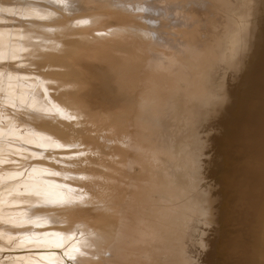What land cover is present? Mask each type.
I'll return each instance as SVG.
<instances>
[{"label": "rangeland", "instance_id": "1", "mask_svg": "<svg viewBox=\"0 0 264 264\" xmlns=\"http://www.w3.org/2000/svg\"><path fill=\"white\" fill-rule=\"evenodd\" d=\"M0 1H1L0 2L1 3L0 4V10H1L0 11V14H1L0 20L2 21V18L4 17V19H3L4 23L2 22L3 23L2 24L0 22V24H2V26L0 25V27H2V28H0V33H4V31H5L3 29L4 28L3 25L6 27L7 32H8V28H9L8 25L10 26V28L13 31L16 32V33L14 32L12 34L11 33L12 31L10 32V28H9L8 33H11V35H13V36L10 35L11 38L9 37V35L7 36V40H8L7 43H9V41H15V42L18 41L17 43H19V41H20L22 44L24 43V45L26 47H28L27 45H29V44H31V45L34 44L32 47L34 49H37L36 51H38L39 53L41 52L40 54L42 55V53L45 49V46H46L45 44L47 42L51 43L50 40H53L55 42L58 41L56 43L57 46L55 47L57 49L54 48V50L51 51L49 54L43 53L44 55L42 57L38 54V56H40L39 57L40 59L38 58V60H36L37 59L36 52L34 53V57H30V55H29L30 53L28 52V54H26V55L29 58L24 53H23L24 56H22L20 54V57L17 56L18 54H16V55L14 54L16 56V57H14V59L12 56H10L9 60H8L9 57L7 59H5V57L0 58V69L1 68L4 69V70L1 69L2 71L0 70L1 71L0 74H2L3 81L8 79L7 76H10V75H11V77L18 76L19 79L21 76L23 78L26 77V78H24L25 81L22 78V80L24 82H26L28 79H30V80H28L29 83H31L32 80L35 82H32V84H34V85L30 84L29 88H25L22 90H27V91L30 90L32 92V90L34 89L37 92V94H36V92H33L35 94H32L31 92L28 91L29 94H32V95H29L27 93V91H24L26 93H24L22 91L23 96L21 95L22 96L21 98L16 97L17 99L15 98L16 99L15 100L14 99L15 96H13L14 94H12L11 90H7L4 93L3 90H6V89H2V90L0 89V115H1L0 118L2 119V120H0L1 121L0 122L1 123L0 129L1 130L3 129V131H4L3 133H1L2 135L0 134V235H1L0 236V264H33V263H35V264H43V263L44 264H82V263L83 264H97V263H95V261L99 260V258H102L101 249H99L100 251H98V254H95V251L93 252L92 250H91L92 251L91 252L89 249L95 242L93 239H95L96 236L98 238L100 236L103 237L106 233H108L109 229L108 228L104 229L105 225H103V226L100 224L94 225V221L98 220L96 218H93V221H90V222H88V221L85 222V221H82L81 219L83 218V216L84 217L87 216V218L85 217L84 219H88V217L90 216L89 213L92 214L96 211L99 212V209H102V208H100V206H105V203H107V204L108 203H110V204L116 203L117 205L116 204L115 205L117 208H118V206L120 208H122L119 211H123V212L131 211V212L135 213V215L137 217H135L136 219H134V221L136 224H138V227L141 228L142 230L149 231V234H150L149 236L155 238V241H154L155 246L154 245L152 246V244L150 245V243H145L143 245V247H146V248L148 247L147 249L149 251H141L139 253V256L142 259L136 260L134 262H128V263L127 262H116V264H120V263H123V264H130V263L131 264H135V263L136 264L137 263L138 264H264V219H263L264 213L259 212L257 219L254 217L255 208L252 205H250L249 202L243 196L244 192H248L250 190V188L247 186V184H245V185L236 184V186L228 187V188L219 187V189L217 191H215L216 194L221 193V192L223 193L224 191H226V192H224L225 196L228 194V199H222V202H220L221 200H212L210 202V204L204 205L203 200H201L202 198L201 199L196 198V196H197L196 194H198L197 191H199L197 189H207V186L211 181V178H209V176L207 174H205V172L203 171V167L206 165L207 159L212 158V157L217 158V156H218L217 153L220 152L221 149L227 148V146L224 144V142L225 141H226L225 143H228V142H227V140H225L223 138V135L222 134L212 135L214 137V138L211 137L212 139L209 137H207V138L205 137V140L200 142V146H198V145L196 146L192 143H189L187 141V139H185L184 142L178 148L172 147L168 144H165L164 137H163L164 134H162L163 136L162 135L161 136L160 135L154 136L152 134L147 133L148 131H150L148 123L145 120L140 119L135 113L133 114V112H135V110H136L133 106L130 107V105L128 104L127 101L124 103V97L128 93H130L127 95L128 98H131L132 95L135 93L134 95L136 97H134V95H133V98H131V99L136 98L139 100L140 98L143 97L142 99H140L141 101L144 99L147 100V98H148L147 94L154 95L153 96L154 102L150 101V103H152V104L156 103L159 101V97H158L160 94L159 92L163 93L164 91H167L168 86L170 87L171 86L170 84H172V82H176V81H177L176 82L177 84L174 83L175 87L178 86L176 88H179L180 91L178 92L179 89H177L176 91L178 93L176 91L174 92V95L176 96V94H177V97H178V98L175 97V100H178L176 102H178L179 105L183 106L184 109H187V108H190L193 110L195 109V111L187 109V112H189V114H192V115H195L194 113H196V112L199 115L203 111H204V115H205L206 111H211L213 106L212 107L210 106V103H211L210 101H212V98L215 94L222 92L223 85L225 86L227 84L224 88L227 91H229L230 93H231V91L233 93L235 89L237 91H239V92H237L235 90L236 94L238 93L237 95L236 94L234 95L235 92L233 93L234 96H232V97L234 100L235 99L234 97L238 96L240 93H243L242 91H243L244 81L246 79L249 80L252 78V76H253V69L252 68L261 62L260 51H256L258 49L255 47L257 45L252 44V42H250L251 40L248 42L246 40L247 43L244 42V40H245L244 35H246L247 33L249 35H253L255 33L256 34L260 33L262 36H264V34H262V33H264V30H263L264 24L262 23V22H264V20L262 19L263 21H261V19H260L261 17L264 18V12H263L264 9H263V11H262L261 7L259 10L257 9L259 7L258 4L260 3V0H257V1L256 0H246V1L245 0H239L240 2L238 0H236V3L239 2V3H243V4L251 6L252 8H250L249 6H248V8L252 9V11L253 10H256V12L261 11L258 13H262L263 15L259 14V16L261 15V17L259 19L256 18V20H258V22L253 21L250 23L251 25H253V23L255 24V22H257L256 23L257 26H255L256 25L255 24L254 26L249 25V27H247L248 21L246 23H241V27L244 26L245 29H244V27H242V28L245 31H247V30L248 31L246 34H242V35L236 34L237 36L233 35L234 38L232 36L233 41L231 43H229V42L231 41L232 38H227V37H229L228 35L224 36L225 38H227L224 41L225 43L221 42L222 40H224V37H220L218 40L216 39V41H218V42H216L215 40H212V39H210L211 41L208 40L209 41V43H207L208 44L207 45L208 52L210 54L209 56H211L212 59H213V56H216V55H217V57L220 55H222L224 57V55L227 53L226 51L229 52L230 48L233 49V50H231V54L233 53V54H235V56L231 55L230 53H227L225 55L226 60H228L227 58H229L230 56L231 57L234 56L233 58H229L230 62H226L225 59L223 60V57L220 58L221 56L219 57V59H220L219 62L222 64L223 63L226 64L227 67H225V65H222L221 69H218L216 64H214L212 61H211V63H213V64H212V67H210L208 64V63H210V60H212L210 57H208V59H209L208 61L204 62L203 67H196L195 63H193V60L190 57L180 54L179 55L180 59H182V58L187 59L186 61H188V60H189L188 62L191 61L192 66L194 68L196 67L195 68L196 70L192 69V68L190 70H186L189 72V74H186L185 71H183L182 65L179 62V60L176 58L174 52H177V50H181L182 46H186L184 44V42H187V43L190 42L189 38L187 37V36H189L188 33L193 35V36L195 33L197 35H199L201 33L199 27H196V25H198V24L193 23V19L191 18L192 16L188 12V9L192 5H195V3L192 2V0H63V1L62 0H58V1L57 0H4V1L0 0ZM69 2H71V3H69ZM250 3H252L253 5L252 4L250 5ZM69 4H71V5H69ZM255 4H256V6H255ZM5 6H8V8L11 7V10L13 9V11L9 12V11L3 9V8H5ZM253 6H255L256 9L253 8ZM22 8H24V9L22 10ZM35 10H36V12H35ZM109 11L114 12V13L116 12L119 14L125 13L128 16L129 21L127 20V22H126V20H124V23L125 22L126 23H125V25H123L124 23H121V22H123V19H120L118 17L119 18V21H118L115 14L112 13L113 14L112 15L111 12H109ZM253 12H255V11H253ZM53 13H55V15ZM105 13H107V14H105ZM8 15H10V16H8ZM52 17H53V19H52ZM113 17H116V19ZM50 18H51V20H50ZM5 20H7L8 22L10 20L11 23L10 24L5 23ZM12 22H14V23H12ZM15 23H16V25H15ZM28 23L39 25L38 27H40V26L43 27L42 25H44L43 28L44 29L46 28L49 30V31H44L47 33L40 34V35L28 34L29 36L31 35L32 38L34 37V39L37 38V40L39 42L38 44L36 42L37 40L35 41L36 43H33L34 39H32L31 37H26V36L22 35L23 34L22 31L19 32V30H23L24 34H25L26 33L25 30L28 27L27 26ZM81 23L84 26L81 25ZM129 24L130 25L134 24L135 25L134 28H133V26L130 27ZM260 24H261V27H259ZM28 25H30V24H28ZM45 25H47V26H45ZM139 25H142V26H139ZM138 26H139V28H138ZM144 26H145V28H144ZM22 27H24L25 30ZM135 27H136V29H135ZM140 27H142V28H140ZM257 27H259L260 30ZM66 28H68V29H66ZM110 28L112 29L111 33L107 32V31H109ZM146 28H147V30H146ZM186 28L188 30H186ZM194 28H195V30H193ZM196 28H198L199 32L197 31ZM257 29H258V31H256ZM123 30H126V31H123ZM149 30H151L153 32L155 31V33L157 32L158 35L152 34V32L151 31L149 32ZM142 31H144V32H142ZM193 31H194V33H193ZM17 32H18V34H17ZM185 32H187L186 35L183 34ZM8 33H5V34H8ZM20 33H22V34H20ZM196 34H195V36H196L195 39L198 37ZM19 35H21V36H19ZM23 36H24V38H22V40H20L21 39L20 37H23ZM184 36H186V37H184ZM8 37L10 40L8 39ZM155 37H157V39ZM110 38H111V40H110ZM26 39H28V41L33 40V42H32L33 44L31 43V41H29L30 43H28V41ZM220 39H222V40H220ZM44 41H46V43ZM75 41H79V43H80L79 45H81V46H79V48H80L79 52H80L81 58L88 60V61L95 59V58L97 60L99 59L98 61L102 62L103 67L101 68V66L97 67L95 65H92L90 68H87V70H85L84 68L81 69L79 66L75 65L72 62L67 63L68 60H64V58H62V54H64L65 49L68 48V46H67V48H64V45L70 44V43L75 42ZM25 42L27 45L25 44ZM213 42L214 43L216 42V43L213 44ZM240 42H242V43H240ZM249 42L251 45H255V46L254 47L252 46V48L249 47V49H248L247 47L249 46ZM21 43L19 45H21ZM42 43L45 46L44 45L42 46L41 45ZM59 43H61V44H59ZM106 43L108 44L107 49H105L106 52H101L100 47ZM155 43H158V44H156V45H158L157 48H153L151 46V45H154ZM10 44L13 45L12 42H10L9 45ZM14 44H15V46L13 45L14 47L18 46V44L17 45H16V43H14ZM222 44H227V45L229 44V45L226 46V48L222 49L223 47H225V45L223 46ZM244 44L246 46H243ZM24 45L20 46L17 49H19V50L23 49ZM31 45H29V46H31ZM111 45H113V46H111ZM220 45H222L223 47ZM238 45H240V46H238ZM39 46H42V47H40L41 49L38 48ZM214 46H215V48H214ZM10 47H12V46L10 45ZM26 47H24V48H26ZM96 47H97V49H96ZM219 47H220V49H219ZM237 47H239V48L242 47L240 49V53L235 52L236 49H234V48H237ZM253 48H256L255 51ZM26 49H28V48H26ZM246 49H248L249 51L248 50L244 51ZM251 49L254 52H258L257 55H256V53H254L255 57H254V55L251 54V53H253V52H251ZM211 50H214L215 52L213 54H211V52H213ZM224 51H225V54H224ZM243 51L245 52V54ZM58 52L60 55H58ZM66 52L70 54L69 50H66ZM184 52L191 54L190 50L188 48H185ZM247 52H248V54H249V52H251L249 54L250 56L247 54ZM65 55L67 56V54H64L63 56H65ZM115 55H117V56H115ZM150 56H151V59H150ZM236 56H238V58ZM91 57H93V58H91ZM30 58L32 61L35 60V62L37 64L36 63H35V65L32 64V61L29 60ZM34 58H36V59H34ZM258 58H259V60H258ZM241 59H243V60H241ZM255 59H256V61H255ZM236 60H239L242 63L246 61L244 63L245 65L243 64L241 67L234 66L233 62ZM116 61H118V62H116ZM183 61H185V60H183ZM249 61L251 63H248ZM108 62H110V63H108ZM252 62H253V64H252ZM11 63H12V65L14 64V67H15V68H13V66H12V69L16 70V69L20 68V70H16V72H13L15 70L11 69L12 70V72H11V70L9 68L11 66L9 64H11ZM111 63L113 66L110 65ZM205 63H207V65H205ZM228 63H230V64H228ZM17 64H19V65H17ZM33 65H34V67H33ZM108 65L113 68L112 70H115L116 68L119 69V72L117 69L115 70V72H113L111 70V68L108 67ZM123 65L126 68H124ZM16 66H17V68H16ZM114 66H116V67H114ZM205 66H206V68L207 67L210 68L211 73L208 71L209 69L207 70L204 68ZM231 66L233 68H231ZM47 67H49V68H47ZM78 67H79V72L81 70V72H80L81 76L78 74L77 77L82 78V79H80V82H82V83L78 82L79 80L76 76H74V75L72 76V75H69V73H67V69H68V71L72 70V69L75 70L74 68H78ZM95 67H97V68H95ZM213 67H215V68H213ZM248 67H249L250 71L248 70ZM21 68L24 69L23 72L21 71L22 70ZM99 68H100V70L98 71ZM216 68H217V70H215ZM5 69H6V71H5ZM104 69H106V71L109 70V71H107L108 74L106 71H103ZM133 69H135V70H133ZM152 69H154L158 72H163V74L158 73V75H162V76H157L155 81H153V82H152V80L154 78L151 79L150 81H147L149 76L144 75L143 78L141 77V74L143 72H146L147 70L152 71ZM231 69H233V71H231ZM82 70H83V73H82ZM191 70L192 71L194 70V71L191 73ZM212 70H215V71H212ZM221 70L223 71L222 73H224V74L221 73L222 75H220L221 76L220 77V83L217 85L215 83L216 80L214 79V75ZM8 71L10 72V74H8ZM26 71H28L30 74ZM75 71H78V69H76ZM85 71H88V73ZM120 71L123 72L124 74L121 73ZM202 71L205 73H203ZM206 71H207V74H206ZM18 72H22L24 74H21ZM31 72H33V73H31ZM51 72H53L52 74L54 76L52 74H50ZM55 72L58 74L56 75ZM84 72H85V74H87V75H85L87 78H85ZM167 72H169V73H167ZM228 72L232 73V74L227 75ZM246 72H248V73H246ZM11 73H15V74H11ZM35 73H37V75ZM103 73H105V74H103ZM196 73L198 74L197 76H199V78H203L202 79L203 81L201 79L197 78V76H195ZM31 74H33V75H31ZM171 74L180 75L184 78H181V79L174 78V77L170 76ZM190 74L194 75L195 78H194V76L190 77ZM237 74L238 75L241 74L240 77ZM59 75H60V77H59ZM89 75H91V76H89ZM121 75H123L124 79L121 77ZM201 75H203V76H201ZM245 75L247 76V78ZM88 76L91 79L88 78ZM135 76L139 77V79L136 78ZM209 76H211V79L213 81L209 80L210 79ZM226 76L228 77V79ZM96 77L98 79H96ZM159 77H162V79H160ZM186 77H188V80H185V79H187ZM229 77L232 78V80L229 79ZM71 78L73 80H71ZM158 78H159V80H158ZM193 78L195 81L193 80ZM205 78H207L206 81H205ZM234 78H236V79H234ZM242 78L244 81L242 80ZM63 79H64V81H63ZM86 79H88L90 82H93L92 86H96L97 90L99 89L98 93L95 92L96 95L94 94V92H91V93H88L85 95L84 94H82V95L73 94V92L75 93L78 89H80L79 87L81 85H85L86 83L87 84L90 83L88 80L85 81ZM118 79L119 80L123 79V80L119 81ZM125 79H127V81ZM131 79L133 82L131 81ZM217 79H219V77ZM51 80L52 81L57 80L56 82H60V83L63 82L62 83L63 86H59L60 88L59 87L55 88V87H51V86L50 87L48 86V88H47V86L45 87V85L43 83H46V82H44V81L48 82ZM81 80H83L84 83ZM114 80H116V81H114ZM184 80H185V83H183ZM225 80H226V84H224ZM69 81H70V83H69ZM112 81H114V82H112ZM138 81H140V82H138ZM188 81H189V83H187ZM190 81H192V83L194 85ZM196 81H200L201 82V83L199 82L200 85H202V82H205V83L202 86H200ZM239 81H240V83H239ZM105 82H107V83L109 82L108 86ZM115 82H119V83L117 84ZM209 82H211L212 85ZM65 83H66V86H68L67 88L65 86ZM103 83H105L106 86H105V84L103 85ZM120 83H122V84H120ZM129 83H131V84H129ZM134 83H138V84L136 85ZM111 84H112V86L115 84V87H117V89L113 86L115 88V90H114V88L111 87ZM125 84H126V86H125ZM236 84H238V85H236ZM109 85H110V87H109ZM187 86L188 87L191 86V87L187 89ZM62 87H64V88H62ZM107 87H109V89ZM121 87H123V88L121 90H119ZM126 87L128 88L129 91L127 90ZM180 87L183 89L182 90L183 92L181 91ZM184 87L187 90H185ZM112 88H113V91H112ZM125 88H126V90H125ZM129 88H131L132 90ZM152 88L157 89V91L155 90L156 92H153ZM201 88H203V89H201ZM232 88L234 90H232ZM48 89L50 90V92ZM74 89H75V91H74ZM209 89H211V90H209ZM212 89L216 90L215 93L214 92L211 93L212 91H214ZM240 89H241V91H240ZM263 89H264V84L263 83H262V85L259 84L258 90L256 92L250 94L249 95L250 97L248 96L249 97L247 99L248 105H250L252 107L253 106L257 107V105L262 106V104L264 103V98H263V95L261 94V91ZM109 90L111 91V92H109L111 96L107 95V91H109ZM117 90H119V91H117ZM205 90H207V91H205ZM69 91H70V93H69ZM187 91H189V92H187ZM101 92H102V94H101ZM103 92H105L106 95H104ZM208 92H210L211 94H209ZM8 93H10V94L8 95ZM121 93L124 97H122V95H120ZM139 93H140V95H139ZM188 93H190V94H188ZM256 93L258 95H256ZM178 94H179V96H178ZM205 94H207V96ZM52 95L54 98L52 97ZM145 95H146V97H145ZM190 95H192V96H190ZM202 95H204L206 98H204ZM67 97H69V99ZM70 97L71 98L74 97V98L71 99ZM109 97H110V100H108ZM183 97H184V99H183ZM187 97H189V99ZM7 98L10 100L13 99L14 104L11 101H9ZM156 98H157V100H156ZM37 99H39V102L43 101V103L41 102L42 106L40 105L41 103L39 104L41 107H45L46 105H48L46 107H53L54 105H57V106H61L62 109H65V112L62 113V112H59L58 110H54V109H50L48 111L41 112V111H39V109H41L40 107L33 109V107H31V106L36 105L35 107H37V105H38V104H36V103H38ZM86 99H88V101ZM119 99L122 100L123 102L121 103V101H120V103H119V101H118ZM186 99H188L187 102H186ZM206 99H207V101H206ZM249 99H251V100H249ZM5 100H8V101H6L7 103H5ZM116 100L118 101V103ZM233 100H232V103L235 104V101H233ZM18 101H20V102H18ZM34 101L36 103H34ZM105 101H106V103H105ZM251 101L253 103H251ZM9 102H11V104H13V105H9L10 104ZM23 102H25L24 103L25 105L21 104ZM108 102H110V103H108ZM202 102H204V103L201 106H199V103L201 104ZM257 102H258V104H257ZM74 103H76V104H74ZM182 103L185 105H182ZM114 104L117 106H114ZM190 104L192 107L190 106ZM22 105H24V106H22ZM43 105H45V106H43ZM111 105H112V107H111ZM1 106H3V107H1ZM15 106H17V108H15ZM198 106L201 107V109L203 111L200 108H198L199 110H197ZM110 107H111V109H109ZM205 107L208 109H210L209 107H211V109L206 110ZM75 109L76 110L79 109L83 113V115L86 117V121H80L79 119H77V117L70 115V112L72 110H75ZM90 109H91V111H90ZM188 110H190L191 112ZM217 110H219V108ZM33 111H35V112L39 111V113L38 112L37 113L39 116L41 114V117H43V114L48 115V113H49L48 116H50V118L52 120L51 125L53 123H54V125L51 126L50 124L48 125V124H44V123H42V124H44V126L42 124L40 125L39 121H40L41 117H38L37 114H36L37 116L35 114H34V116L38 118V120H39L38 124L39 125L33 124L32 123L33 120H36V119H33V116L31 115V114H33ZM113 112H114V114H113ZM111 113L113 115H116V116L112 117L113 115H111ZM217 113H220V112H217ZM51 114L53 116H56V117H53ZM58 115H59V117H57ZM133 115H136V116H133ZM198 115H196V116H198ZM131 116H133V118L134 117H136V118H134V119L132 118V120H131L130 119ZM231 116L234 117V115H231ZM56 118H57V120H56ZM62 118H63V120H62ZM114 119H115V123L118 121L116 124L114 122H112ZM215 119H214V123L211 125L212 128H209V127H211L209 125H208V127L205 125L206 126L205 129H208V131L204 130L202 127L203 124L200 125L199 122H197L198 125L195 124L196 126H198V127L195 126L197 128V130H194L195 127H193L194 129L190 128L191 131L192 130L195 131V132H193V131L191 132V134L193 133V138L195 136L196 137L201 136L199 139L204 138L203 132H201L202 129L204 130V132L206 131L204 134H206V133L213 134V132H215L217 129H220L219 127H222L223 124L225 125V123H223L222 121L217 120V118H215ZM59 120L64 121V122H61ZM11 121L13 123H11ZM216 122L220 123V125H218ZM61 123H65L66 127L64 126V124H61ZM104 123L105 124L107 123L106 126ZM7 124H9V126H7ZM214 124L217 126H215ZM221 124H222V126H221ZM27 125H30V126H27ZM34 125H35V127H34ZM102 125H103V127H102ZM10 126L12 129L10 128ZM169 126H170L169 124L164 123V127L162 129H166ZM199 126H201L202 128ZM56 127H57V129H56ZM8 128H10V129H8ZM43 128L44 129L48 128V130H46V129L44 130ZM5 129H8V132L7 131L5 132ZM54 129L56 130L55 133L52 132V131H54ZM117 129H118V132H117ZM212 129H214V130H212ZM1 130H0V132H1ZM27 130H28V132H27ZM30 130H31V132H30ZM45 131H47V132H45ZM48 131H50V132H48ZM197 131L200 133L198 134ZM217 131H220V130H217ZM11 132H12V134H11ZM115 132H117V133H115ZM119 132H120V134H118ZM130 132H132V134ZM7 133H9L11 135H9V134L7 135ZM49 133H51V134H49ZM59 133H60V135H59ZM76 133H78V134H76ZM91 134L93 135L92 137H91ZM42 135H44V136H42ZM66 135H67V137H66ZM86 135L89 136V138H87ZM7 137H8V139H7ZM36 137L42 138L43 141H44V138L49 139L48 142H46V143L44 142L45 143L44 145H46L44 148H43V146H44L43 141H41L42 139H40V138L37 139ZM63 137L65 139H63ZM91 138H93L95 141L93 139L91 140ZM132 138H133V140H132ZM209 139H211V141ZM213 139H214V141H213ZM104 140H106V141H104ZM30 141H31V143H30ZM49 141H51L52 144H49ZM91 141L92 142L94 141L93 142L94 144ZM97 141H98V143H97ZM108 141H110V142H108ZM14 142L19 143L20 146L23 148L24 152L29 151V153L28 152L27 153L31 154V155L24 158L21 156L22 153H20L21 155L20 154H13L14 152H12V149H13L14 144H15ZM90 142H91V144H90ZM106 142H108V144ZM122 142H124V143L122 144ZM38 143H40V144L42 143L41 146ZM47 143L49 144L50 147L49 146L47 147ZM3 144L5 146L7 145V147L4 148ZM115 144L119 145V146L116 147ZM142 145L143 146L145 145V146L142 147ZM233 146H234L233 150H232L233 154H231V152H230L229 157L230 158L232 157L235 161L230 162V161H233L232 158H231L232 160L227 161L228 163L230 162L231 165L232 164L233 165L231 166L229 163V165H228L229 167H228V166H225V164L220 163L221 168H223L225 166L224 168H227L229 171H231V169L233 170L234 167H237L238 164L241 163L239 159H241L242 162H243V160L245 161V159H246V157L243 156L244 153L241 152L242 146L240 147V145H236V144ZM237 147H238V149H240L239 150L240 152L238 151ZM37 148H38V151H37ZM92 148H93V150H92ZM114 148L115 149L118 148V149L115 151V150H113ZM2 149H4V150H2ZM59 149H60V151H59ZM32 150H33V152H35V154L32 153ZM145 150H146V152H145ZM123 151H126L127 154H126V152H123ZM52 154H54V155H52ZM233 155H235V156H233ZM239 156H241V157L239 158ZM242 158H243V160H242ZM11 159H12V161H10ZM121 159H122V161H121ZM225 159H228V158H225ZM18 161H20L21 163L23 161L24 163L22 165H20L21 163ZM32 161H34V162H32ZM43 161L46 162V164ZM83 162L87 163V168L89 169V171L92 174H98V178H96L97 181L95 180L96 186L94 187V190H95L94 194L96 193V191H101V192L104 191L103 193H104V197H105L103 203L101 202L100 206H97V205H99V203H95V204H97V205H95L94 202H92L94 204V206L92 205V203H91V206H90V203L88 204V206L84 205L85 207H83V208L85 210L82 208L81 205H79L80 202L78 200L76 201V199H75V198H78V197H76L77 195L80 196L82 193H84V192H82L79 194V192H81L82 190L78 189V185H76L78 182H80V181L82 182V181L86 180V179L78 176V171L80 169L79 166ZM98 163H100V164H98ZM14 164H16V165H14ZM24 164H25V167L23 166ZM29 164H31V165H29ZM50 164H52V165H50ZM95 164H98L99 166L96 168ZM220 164L218 167H220ZM62 166L65 168H63ZM7 167H10V168L14 167V168L10 169ZM18 168H20V169H18ZM133 168H135V170ZM5 170H7V171H5ZM177 170H179L178 173L180 175L179 177L181 180V182H179V183H177V181L174 180L177 177L176 176ZM106 171H107V173H106ZM234 172H235V174L236 173L238 174L239 170L235 168ZM60 173L62 174V176L60 175ZM57 174H59V176ZM109 174H113V175L111 176ZM144 174H145V176H144ZM31 175H33V176H31ZM142 175L145 177L144 181L141 179V177H143ZM132 176H134V177L132 178ZM137 177H139L140 179ZM146 177H147V179H146ZM152 178H153V180H152ZM158 178L165 180V181H163L161 186H165L166 188H168L167 186H169V188L171 186H173L172 188L167 189V190H169V195H168L169 199L167 198V199L163 200V198L166 196L161 195V193L162 194H164V193L162 192L161 188L158 185H156V181H157L156 179H158ZM137 179H138V181H137ZM141 180H142V182H141ZM45 181H46V183H45ZM148 181H150V182H148ZM175 182H176V184H175ZM134 183H135V185H134ZM142 183H144V184H142ZM146 184H148L147 188H146V186H147ZM149 184H150V187H149ZM32 185H38V186L40 185L39 187H41V188L42 187L43 188L46 187L49 189L52 188V191H54V192H52L51 190L50 191L53 194H57L56 192L58 191L65 198L70 197L69 198L70 202L68 201V199H65V200L63 199L62 201L59 200V201H56L55 203H53L55 205L52 207H48V208L41 207L40 208V206H42L41 202H43V204L45 202L44 201L45 192H43L42 190L35 192L33 197L32 196H31L32 198L30 197L31 199L28 196H22V195L19 196V194H18V191L21 192V190L25 191L27 189H30L31 188L30 186H32ZM73 185H74V187H73ZM54 186H56V187H54ZM70 186H71V188H74L76 190H71L69 188ZM109 186H110V188H109ZM15 189H18V190H15ZM69 189L71 190V192L73 191V193H74L73 198L75 197L74 198L75 200H73V198L71 199V195H70L71 192ZM77 190H79V191H77ZM145 190H146V192H145ZM170 190H172V191H170ZM75 191H76V193H78L76 196H75V194H76ZM140 191H141V194H140ZM147 191H148V193H147ZM119 192H121V195L123 197L121 195L119 196V194H120ZM116 193H118V194H116ZM42 194H43V196H42ZM82 195H84V194H82ZM81 196H80V198H81ZM109 196H111V198ZM162 196H163V198H162ZM23 198H24V200H23ZM38 198L41 201H39ZM36 199H37V201H36ZM133 199H134V201H133ZM131 200H132V202H131ZM136 200H138V202ZM227 200L229 201V205L226 209L223 210V212L225 211V213H224L225 214L224 215L225 222H223L224 219L221 218L222 219L221 223L219 220V224L217 226H213V227L205 229L204 228V219L206 220V218L204 215L198 213L196 211V209L199 208L200 211L204 214H206L207 212L212 213V211H214V212H216L214 214L217 215V212L219 211V209L223 208V204H224L223 202L224 201L228 202ZM167 201L170 203H168ZM213 201H215V202H213ZM28 202H29V204H28ZM39 202H40V205L37 204ZM75 202L76 203L79 202V204H76ZM133 202H135L136 204H134ZM142 202H144V204ZM218 202H220V203H218ZM70 203H71V205L73 203V206H75V208H76V205L78 207H81V208H79L80 210H78L77 208H76V210H78V212L80 211V213L78 215H80V214H82V215H81V217L74 215L73 216L74 219H71L68 217L65 220H63L60 217V215H58V213H55V212L60 211V209L65 210V208H67L69 210L70 207H72L70 205ZM132 203H133V205H132ZM173 204H175V205H173ZM201 204L204 206V208ZM217 204H219V206ZM36 205H38L39 207ZM67 205L69 207H67ZM148 205L150 207L151 206L152 207L150 208V207H148ZM211 205H212V208H211ZM32 206L36 207V208L29 209V207L31 208ZM216 206L218 208H216ZM92 207H94V208L96 207L97 209L93 208L94 209L93 210V209H91ZM21 208H23L24 210ZM50 208L54 209L53 210L54 212L52 211L54 214L51 212V210H48ZM75 208H73V209H75ZM124 208H125V210H124ZM202 208L204 210H202ZM40 209H43L42 210L43 212ZM81 209L83 210V212L81 211ZM149 209L151 210V212ZM45 210H47V213L45 212ZM147 211H149V212H147ZM260 214H262V217ZM126 217H128V216H126ZM69 219H71V220H69ZM77 219H80V222ZM55 220H57V221H55ZM74 220H76L77 223H75L76 221H74ZM72 221H74L73 224H71ZM51 222H52V224H50ZM85 223L87 224L88 227L86 226ZM5 224H6V226H5ZM58 225H60V226H58ZM55 226L58 228H56ZM7 227L9 229L11 227L12 228L9 230V229H7ZM19 228L21 230H19ZM60 228H63V230L65 231V234H60L61 231H62V233H64L63 230L59 231ZM95 228H97V229H95ZM55 229H57V230H55ZM15 231H17V232H15ZM105 231H107V232L105 233ZM201 232H203V233H201ZM34 233H37V234H34ZM49 233L51 235H53V238H50L52 236H50ZM47 234L49 235V237L48 236H46L47 238L42 237V236H45ZM41 237L44 238V240H42ZM48 238L52 241V243H51V241L47 240ZM55 238H57V240H55ZM95 240L97 241V238ZM56 241H58V242H56ZM128 241L130 243L132 240L128 239ZM61 242H63V243H61ZM58 243L60 246L57 245ZM47 244H49V246H47ZM85 245H87V246H85ZM88 245H89V247H88ZM52 246L53 247L59 246V248L58 247H55L56 249L54 248L57 252H59V254L55 250L52 249L53 248ZM87 247L89 248L88 250L86 249ZM93 247H94V245L91 248H93ZM40 248H42V249L45 248V251L42 252L44 249L42 250ZM47 248L50 249L51 251H53L54 253L56 252V254H53V255H55V257H53L52 255H49L51 253V251L49 250V252H48V250H46ZM150 249H152V250H150ZM37 251L38 252L40 251L39 252L40 254L39 253L36 254ZM88 251L90 252L89 253L90 255L87 254ZM41 252L43 254L48 253L47 255L50 257L52 256L53 261L48 259L49 261L47 262V260L41 259V256H42ZM85 252H87V253H85ZM91 253H93L92 254L93 256H91ZM108 253H110V255H107V257H110L112 253L107 252V254ZM34 254H36L38 256L37 257L35 255V258L36 259L38 258L37 261L34 259ZM30 256H32L35 261H33V259L32 260L29 259ZM62 257H63V259H62ZM90 257H94V258H90ZM52 258H50V259H52ZM45 259H47V256ZM49 262H51V263H49ZM109 264H115V261L113 263L109 262Z\"/></svg>", "mask_w": 264, "mask_h": 264}, {"label": "bare ground", "instance_id": "2", "mask_svg": "<svg viewBox=\"0 0 264 264\" xmlns=\"http://www.w3.org/2000/svg\"><path fill=\"white\" fill-rule=\"evenodd\" d=\"M4 1V0H3ZM58 1V0H57ZM63 1V0H62ZM239 1V0H238ZM237 1V2H238ZM246 1V0H245ZM257 1V0H256ZM1 2V1H0ZM192 2H194L195 3V5H192L189 9H188V12L191 14V18L193 19V23H196V24H198V25H196V27H199V29H200V34L199 35H197L196 33V35L198 36L196 39H195V34H194V36L193 35H191V34H189L188 33V35L189 36H187L188 38H189V40H190V42L189 43H187V42H184V44L186 45V46H182V48H181V50H177V52H174V54H175V56H176V58L179 60V62L181 63V65H182V69H183V71H185V73L186 74H189V72L188 71H186V70H190L191 68L192 69H195L196 67H203V65H204V62H206V61H208L209 59H208V57H210L211 59H212V57L211 56H209L210 54H209V52H208V47H207V43H209V41L208 40H210V39H212V40H215L216 41V39L218 40L220 37H224V36H226V35H228L229 37H227V38H232V36L234 35V36H237L236 34H239V35H242V34H246L247 33V31H245L244 29H245V27L244 26H242V27H244V29L241 27V23H246L247 21H248V26L247 27H249V25H251L250 23L251 22H253V21H257L258 22V20H256V18H260L261 17V15L259 16V14H262V13H258V12H261V11H258L259 9H260V7H261V9H262V11H263V9H264V0H260V3L258 4V12H256V10H253V11H255V12H253L252 11V9H249L248 8V6L249 5H246V4H243V3H236V0H192ZM67 3V2H66ZM69 3H71V2H69ZM256 3V2H255ZM1 4V3H0ZM3 4V3H2ZM26 4V3H25ZM74 4V3H73ZM249 4V3H248ZM252 3H250V5H251ZM69 5H71V4H69ZM93 5V4H92ZM253 5V4H252ZM255 6H256V4H255ZM255 6H253V8H255ZM52 7V6H51ZM250 8H252L251 6H249ZM150 8V7H149ZM3 9H5V10H7V11H13V9L11 10V7H9L8 8V6H5V8H3ZM24 8H22V10H23ZM256 9V8H255ZM32 10V9H31ZM1 11V10H0ZM29 11V10H28ZM33 11V10H32ZM35 12H36V10H35ZM41 12V11H40ZM109 12H111V11H109ZM108 12V13H109ZM264 12V11H263ZM115 14V16L117 17V19H118V21H119V18L120 19H123V22H121V23H124V20H126V22H127V20L129 21V18H128V16L125 14V13H121V14H119V13H114V12H111V14ZM4 14V13H3ZM41 14V13H40ZM54 15H55V13H53ZM105 14H107V13H105ZM112 14V15H113ZM1 15V14H0ZM99 15V14H98ZM101 15V14H100ZM263 15V14H262ZM5 16V15H4ZM7 16V15H6ZM8 16H10V15H8ZM21 16V15H20ZM3 17V16H2ZM106 17V16H105ZM116 17H113V18H115L116 19ZM119 17V18H118ZM0 18H1V16H0ZM112 18V19H113ZM4 17L2 18V21L0 20V22L2 23L4 20ZM18 19V18H17ZM49 19V18H48ZM52 19H53V17H52ZM111 19V20H112ZM261 19V21H263L264 20V18H260ZM263 19V20H262ZM38 20V19H37ZM45 20V19H44ZM50 20H51V18H50ZM7 20H5V23H11L10 22V20H9V22L7 21ZM39 21V20H38ZM20 22V21H19ZM125 22V23H126ZM133 22V21H132ZM240 22V23H239ZM257 22H255V24L257 23ZM4 23V22H3ZM2 23V24H3ZM12 23H14V22H12ZM125 23L123 24V25H125ZM134 23V22H133ZM140 23V22H139ZM263 24H264V22H262ZM2 24H0L1 26H2ZM18 24V23H17ZM24 24V23H23ZM28 24H30V25H28ZM27 24V28H26V30H25V28L24 27H22L24 30H25V34H24V31L23 30H19V32L20 31H22L23 32V34L22 33H20V34H22V35H24V36H26V37H31L32 38V36L30 35H28V34H37V35H40V34H45V33H47V32H44V31H49L48 29H44L43 27H44V25H42L43 27H38L39 25H36V24H31V23H28ZM86 24V23H85ZM120 24V23H119ZM254 23H253V25H251V26H254L255 25ZM15 25H16V23H15ZM68 25V24H67ZM81 25H83L82 23H81ZM117 25V24H116ZM130 25V24H129ZM7 26V25H6ZM18 26V25H17ZM26 26V25H25ZM45 26H47V25H45ZM63 26V25H62ZM69 26V25H68ZM84 26V25H83ZM87 26V25H86ZM131 26H133V28H134V24H132V25H130V27ZM139 26H142V25H139ZM139 26H138V28H139ZM255 26H257V24L255 25ZM3 29L6 31V27L3 25ZM8 27L10 28V26L8 25ZM7 27V28H8ZM21 27V26H20ZM70 27V26H69ZM125 27V26H124ZM259 27H261V24H260V26ZM259 27H257V28H259ZM0 28H2V27H0ZM9 28H8V32H9ZM21 28V29H22ZM140 28H142V27H140ZM144 28H145V26H144ZM143 28V29H144ZM264 28V27H263ZM56 29V28H55ZM66 29H68V28H66ZM65 29V30H66ZM115 29V28H114ZM121 29V28H120ZM119 29V30H120ZM129 29V28H128ZM135 29H136V27H135ZM191 29V28H190ZM189 29V30H190ZM197 29V31H198V28H196ZM247 29V28H246ZM249 29V28H248ZM105 30V29H104ZM111 30V31H110ZM117 30V29H116ZM118 30V31H119ZM138 30V29H137ZM146 30H147V28H146ZM186 30H188L187 28H186ZM193 30H195V28L193 29ZM243 30V31H242ZM259 30H260V28H259ZM264 30V29H263ZM4 31V33H0V58H4L5 57V59H7L8 57V60L10 59V56H12L13 57V59H14V57H16L15 55L16 54H18L17 56H19L20 57V54L22 55V56H24L23 55V53L26 55V54H28V52L30 53L29 55H30V57H34V53L36 52V55H37V59L36 58H34V59H36V60H38V58L41 56H43L45 53L46 54H49L51 51H53L54 50V48L57 46L56 45V43L58 42H55V41H53V40H50L51 41V43H49V42H47L46 43V41H44L46 44V46L42 43L41 45L43 46H45V49H44V51H43V53H42V55L38 52V51H36L37 49H34L32 46L34 45L33 43H36L37 42V44L39 43L38 42V40H37V38H35L34 39V37L32 38V39H34V42H33V40L31 41V40H29V41H31V43L33 44V45H31V44H29V45H31V46H29V45H27L26 44V42H25V44L28 46V47H26L25 45H24V43L22 44L20 41H19V43H17V42H15V41H9V43L10 42H12L13 43V45L15 46V44L14 43H16V45L18 44V46L17 47H14L12 44H10L12 47H10V45H9V43H7L8 42V40H7V36L9 35V37L11 38V36H13V35H11V33L13 34L15 31H13L11 28H10V32L11 33H8L7 31L5 32ZM123 31H126V30H123ZM151 30H149V32H150ZM250 31V30H249ZM253 31V30H252ZM256 31H258V29L256 30ZM262 31V30H261ZM3 32V31H2ZM44 32V33H43ZM55 32V31H54ZM69 32V31H68ZM107 32H109V33H111L112 32V29L110 28L109 29V31H107ZM141 32V31H140ZM142 32H144V31H142ZM152 32V34H157V32L155 33V31L153 32V31H151ZM191 32V31H190ZM199 32V31H198ZM251 32V31H250ZM260 32V31H259ZM5 33H8V34H5ZM16 33V32H15ZM51 33V32H50ZM106 33V32H105ZM116 33V32H115ZM193 33H194V31H193ZM17 34H18V32H17ZM28 36H27V35ZM74 34V33H73ZM184 35H186L187 34V32H185V33H183ZM262 34H264V33H262ZM11 35V36H10ZM16 35V34H15ZM14 35V36H15ZM110 35V34H109ZM125 35V34H124ZM151 35V34H150ZM158 35V34H157ZM19 36H21V35H19ZM24 36L23 37H20L21 39L20 40H22V38H24ZM106 36V35H105ZM122 36V35H121ZM234 36H233V38H234ZM9 37H8V39H9ZM16 37V36H15ZM39 37V36H38ZM94 37V36H93ZM112 37V36H111ZM123 37V36H122ZM153 37V36H152ZM184 37H186V36H184ZM104 38V37H103ZM156 39H157V37H155ZM227 38H225L224 37V40H222V39H220V40H222L221 42H224L225 41V39H227ZM233 38L231 39V41L229 42V43H231L232 41H233ZM244 38H245V40H244V42L245 43H247L248 41H250V42H252V44H255V45H257V46H255V45H251L250 44V42H249V46L247 47L248 49H249V47L250 48H252V46L254 47H256L258 50H256V51H260V57H261V62L259 63V64H257V65H255L252 69H253V76H252V78L251 79H249V80H243V78H242V80L244 81V84H243V93H240L238 96H236V97H234L235 99L233 100V97L232 96H234L235 94H236V92H235V90L232 88V90H234V95H233V93H232V91H231V93L229 92V91H227L224 87L227 85L226 84V80H225V83L224 84H226L225 86L223 85V89H222V92L220 93H217V94H215L214 96H213V98H212V101H210L211 103H210V106L212 107L213 106V108H212V110L211 111H206L205 112V115H204V111L201 109V107H199V106H201L204 102H202L201 104L199 103V106L197 107V110H199L198 108H200L203 112H201L199 115H198V113L196 112V113H194L195 115H192V114H189V112H187V109H190V108H187V109H184L183 108V106H181V105H179L178 104V102H176V101H178V100H175V97L176 98H178L177 97V94H176V96L174 95V92L177 90V89H179V88H176V87H178V86H176L175 87V84L174 83H176V82H172V84H170L171 86L169 87L168 86V88H167V91H164L163 93H161V92H159L160 94H159V101L158 102H156V103H150V101L151 102H154V99H153V96L154 95H151V94H147L148 95V98H147V100H140V99H142V98H140L139 100L138 99H136V98H134V99H131V98H133V95L135 94H133L132 95V97L131 98H128V94H130V93H128V94H126L125 95V97L122 95V93L120 94V95H122V97H124V103L127 101L128 102V104L130 105V107H134L136 110H135V112H133V114L135 113L140 119H143V120H145L147 123H148V125H149V128H150V131H148L147 133H149V134H152V135H154V136H158V135H162V134H164V142H165V144H168V145H170V146H172V147H176V148H178L183 142H184V140L185 139H187V141L189 142V143H192V144H194V145H198V146H200V142H202L203 140H205V137L207 138V137H209V138H214L212 135H215V134H222L223 135V138L225 139V140H227V142L228 143H225L224 142V144L227 146V148H224V149H221V151L220 152H218L217 153V158H215V157H212V158H208L207 159V161H206V165L203 167V171L205 172V174H207L208 176H209V178H211V181H210V183L208 184V186H207V189H197V190H199V191H197V193L198 194H196L197 196H196V198H202L201 200H203V203H204V205L205 204H210V202L212 201V200H221L220 202H222V199H228V194L225 196L224 194V192H226V191H224L223 193L221 192V193H215V191H217L218 189H219V187H221V188H228V187H234V186H236V184H240V185H245V184H247V186L250 188V190L248 191V192H244L243 193V196L245 197V199L249 202V204L250 205H252L254 208H255V213H254V217L257 219L258 218V215H259V212H262V213H264V103L262 104V106H258L257 105V107L256 106H250V105H248V101H247V99L250 97L249 95L250 94H252V93H254V92H256L257 90H258V85L259 84H261L262 85V83L264 84V36H262L260 33L259 34H253V35H249L248 33L246 34V35H244ZM108 39V38H107ZM7 40V41H6ZM10 40V39H9ZM25 40V39H24ZM27 41H28V39H26ZM37 40V41H36ZM72 40V39H71ZM110 40H111V38H110ZM246 40H247V42H246ZM6 41V42H5ZM28 41V43H30ZM36 41V42H35ZM70 41V40H69ZM101 41V40H100ZM208 41V42H207ZM211 41V40H210ZM60 42V41H59ZM216 42H218V41H216ZM215 42V43H216ZM220 42V43H221ZM243 42V43H244ZM21 43V45H19ZM41 43V42H40ZM82 43V42H81ZM94 43V42H93ZM96 43V42H95ZM214 42H213V44H215ZM219 43V44H220ZM225 43V42H224ZM240 43H242V42H240ZM239 43V44H240ZM8 44V45H7ZM59 44H61V43H59ZM80 43H79V41H75V42H72V43H70V44H66V45H64V48H67V46H68V48L67 49H65V52H64V54H67V56L65 55V56H63L64 54H62V58H64V60H68L67 61V63L68 62H72V63H74L75 65H77V66H79L81 69L82 68H84L85 70H87V68H90L92 65H95V66H97V67H100L101 66V68L103 67L102 66V62H100V61H98L96 58V60L95 59H92V60H85V59H83V58H81V55H80V52H79V50H80V48H79V46H81V45H79ZM156 44H158V43H155L154 45H151L153 48H157L158 47V45H156ZM22 45H24L23 46V49H17V48H19L20 46H22ZM40 45V44H39ZM218 45V44H217ZM225 45V47H223V46ZM222 45H220V46H222L223 48L222 49H224V48H226V46H228L227 44H222ZM242 45V44H241ZM42 46H39L38 48H40V47H42ZM60 46V45H59ZM90 46V45H89ZM107 46H108V44L106 43V44H103L101 47H100V50H101V52H106L105 51V49H107ZM111 46H113V45H111ZM219 46V45H218ZM238 46H240V45H238ZM243 46H246L245 44L243 45ZM24 47H26V48H28V49H26V48H24ZM149 47V46H148ZM231 47V46H230ZM14 48V49H13ZM16 48V49H15ZM94 48V47H93ZM113 48V47H112ZM116 48V47H115ZM185 48H188L189 50H190V53L191 54H189V53H185L184 52V49ZM213 48V47H212ZM214 48H215V46H214ZM218 48V47H217ZM216 48V49H217ZM242 48V47H241ZM241 48H239V47H237V48H234V49H236V51L235 52H237V53H240V49ZM256 48H253L254 49V51H255V49ZM41 49V48H40ZM55 49H57V48H55ZM82 49V48H81ZM96 49H97V47H96ZM219 49H220V47H219ZM248 49H246V50H244V51H247ZM66 50H69L70 51V54L69 53H67L66 52ZM90 50V49H89ZM218 50V49H217ZM231 50H233V49H231L230 48V51L228 52V51H226L227 53H230L231 54ZM18 51V52H17ZM211 51H213V52H211V54H213L215 51L214 50H211ZM243 51V52H244ZM249 51V50H248ZM254 51H252V49H251V52H253V53H251V52H249V54L251 53L252 55H254V53H256V55H257V53L258 52H254ZM38 52V53H37ZM86 52V51H85ZM92 52V51H91ZM90 52V53H91ZM95 52V51H94ZM100 52V51H99ZM145 52V51H144ZM83 53V52H82ZM120 53V52H119ZM131 53V52H130ZM135 53V52H134ZM226 53V54H227ZM15 54V55H14ZM38 54L40 55V56H38ZM52 54V53H51ZM55 54V53H54ZM180 54H182V55H186V56H188V57H190L192 60H193V63H195V68L192 66V63H191V61L190 62H188V61H186L187 59H183V60H185V61H183L182 59H180L179 58V55ZM217 54V53H216ZM224 54H225V51H224ZM223 54V55H224ZM225 54V55H226ZM244 54H245V52H244ZM247 54H248V52H247ZM248 54V55H249ZM32 55V56H31ZM53 55V54H52ZM51 55V56H52ZM58 55H60L59 54V52H58ZM96 55V54H95ZM102 55V54H101ZM148 55V54H147ZM219 55V54H218ZM225 55H224V57L222 56V55H220V56H218L217 57V55L216 56H213V59L212 60H210V63H208L209 64V66L210 67H212V64L214 63V64H216V66H217V68L218 69H221V67H222V65H225V67H227V65L226 64H222V63H220L219 61H220V59H219V57L220 58H222L223 57V60L225 59ZM231 55H234L235 56V54H231ZM237 55V54H236ZM27 56V55H26ZM88 56V55H87ZM115 56H117V55H115ZM230 56V55H229ZM233 56V57H234ZM239 56V55H238ZM238 56H236L237 58H238ZM250 56V55H249ZM28 57V56H27ZM99 57V56H98ZM181 57V56H180ZM184 57V56H183ZM233 57H229V58H233ZM254 57H255V55H254ZM259 57V58H260ZM29 58V57H28ZM52 58V57H51ZM91 58H93V57H91ZM186 58V57H185ZM229 58H227L228 60H226V62H230V60H229ZM246 58V57H245ZM251 58V57H250ZM259 58H258V60H259ZM33 59V60H34ZM40 59V58H39ZM145 59V58H144ZM150 59H151V56H150ZM236 59V58H235ZM12 60V59H11ZM18 60V59H17ZM29 60H31V58L29 59ZM28 60V61H29ZM58 60V59H57ZM131 60V59H130ZM135 60V59H134ZM222 60V61H223ZM241 60H243V59H241ZM3 61V60H2ZM6 61V60H5ZM32 61V60H31ZM43 61V60H42ZM49 61V60H48ZM62 61V60H61ZM92 63H91V62ZM104 61V60H103ZM149 61V60H148ZM147 61V62H148ZM211 61L213 62V63H211ZM255 61H256V59H255ZM34 62V63H33ZM45 62V61H44ZM55 62V61H54ZM57 62V61H56ZM59 62V61H58ZM114 62V61H113ZM116 62H118V61H116ZM225 62V63H226ZM246 62V61H245ZM245 62H241V61H239V60H236V61H234L233 62V65L234 66H237V67H241ZM15 63V62H14ZM17 63V62H16ZM35 60L34 61H32V64H34L35 65ZM39 63V62H38ZM41 63V62H40ZM63 63V62H62ZM108 63H110V62H108ZM125 63V62H124ZM248 63H251L250 61L248 62ZM37 64V63H36ZM73 64V65H74ZM119 64V63H118ZM117 64V65H118ZM151 64V63H150ZM228 64H230V63H228ZM252 64H253V62H252ZM255 64V63H254ZM9 65H11L9 68H10V70L12 69V66H13V68H15L14 67V64L12 65V63L11 64H9ZM17 65H19V64H17ZM34 65H33V67H34ZM111 66H113L112 65V63L110 64ZM205 65H207V63H205ZM245 65V64H244ZM24 66V65H23ZM31 66V65H30ZM39 66V65H38ZM45 66V65H44ZM76 66V67H77ZM106 66V65H105ZM104 66V67H105ZM119 66V65H118ZM144 66V65H143ZM215 66V67H216ZM75 67V66H74ZM79 67L78 68H74L75 70L76 69H78V71H75V70H69L68 71V69H67V73H69V75H74V76H76L77 77V75L79 74H81L80 72H81V70H80V72H79ZM97 67H95V68H97ZM107 67V66H106ZM105 67V68H106ZM108 67H110L109 65H108ZM114 67H116V66H114ZM123 67H124V65H123ZM122 67V68H123ZM145 67V66H144ZM215 67H213V68H215ZM7 68V67H6ZM16 68H17V66H16ZM41 68V67H40ZM47 68H49V67H47ZM72 68V67H71ZM111 68V70L113 69L112 67H110ZM109 68V69H110ZM119 68V67H118ZM124 68H126V67H124ZM147 68V67H146ZM205 69H209L208 71L210 72L211 70H210V68H206V66L204 67ZM212 68V69H213ZM217 68L215 69V70H217ZM229 68V67H228ZM227 68V69H228ZM231 68H233L232 66H231ZM2 70H4L3 68H1ZM0 69V70H1ZM22 69V68H21ZM107 69V68H106ZM106 69H104L103 71H106ZM117 69V68H116ZM115 69V70H116ZM128 69V68H127ZM199 69V68H198ZM1 70V71H2ZM9 70V69H8ZM9 70V71H10ZM12 70H15V69H12ZM12 70H11V72H12ZM16 70H20V68H18V69H16ZM16 70L15 71H13V72H16ZM23 70L24 69H22L21 71L23 72ZM100 70V68L98 69V71ZM102 70V69H101ZM110 70V71H111ZM115 70H112L113 72H115ZM118 70V72H119V69H117ZM133 70H135V69H133ZM196 70V69H195ZM204 70V69H203ZM215 70H212V71H215ZM223 70V69H222ZM219 71L218 73H214L215 75H214V79L216 80V84L218 85L219 83H220V75H222V74H224V73H222L223 71ZM226 70V69H225ZM248 70H249V67H248ZM0 71V72H1ZM5 71H6V69H5ZM8 71V74H10V72ZM62 71V70H61ZM107 71H109V70H107ZM106 71V72H107ZM111 71V72H112ZM194 71V70H193ZM192 70H191V73L193 72ZM205 71V70H204ZM227 71V70H226ZM231 71H233V69H231ZM250 71V70H249ZM22 72H18V73H21V74H24V73H22ZM25 72V71H24ZM26 72H28V71H26ZM57 72V71H56ZM55 72V73H56ZM85 72H87L88 73V71H85ZM85 72H84V76L85 75H87V74H85ZM121 72V71H120ZM188 72V73H187ZM196 72V71H195ZM200 72V71H199ZM203 72V71H202ZM230 72V71H229ZM228 72V74L227 75H231L232 73H229ZM7 73V72H6ZM29 73V72H28ZM31 73H33V72H31ZM44 73V72H43ZM53 72H51L50 74H52ZM65 73V72H64ZM82 73H83V70H82ZM95 73V72H94ZM110 73V72H109ZM121 73H123V72H121ZM136 73V72H135ZM158 73H161V74H163V72H158V71H156V70H154V69H152V71H149V70H147L146 72H143L142 74H141V77L143 78V76L144 75H146V76H149L148 77V80L147 81H150L151 79H153L152 80V82L153 81H155V79H156V77L157 76H162V75H158ZM167 73H169V72H167ZM203 73H205V72H203ZM211 73V72H210ZM222 73V74H221ZM227 73V72H226ZM246 73H248V72H246ZM11 74H15V73H11ZM30 74V73H29ZM28 74V75H29ZM36 75H37V73H35ZM41 74V73H40ZM58 73H56V75H57ZM63 74V73H62ZM92 74V73H91ZM103 74H105V73H103ZM107 74H108V72H107ZM124 74V73H123ZM206 74H207V71H206ZM31 75H33V74H31ZM44 75V74H43ZM47 75V74H46ZM53 75V74H52ZM66 75V74H65ZM198 74L196 73V75L195 76H197ZM200 75V74H199ZM210 75V74H209ZM238 75V74H237ZM241 75V74H240ZM240 75H238L239 77H240ZM248 75V74H247ZM7 76V75H6ZM48 76V75H47ZM54 76V75H53ZM67 76V75H66ZM81 76V75H80ZM89 76H91V75H89ZM88 76V78H90ZM97 76V75H96ZM99 76V75H98ZM104 76V75H103ZM127 76V75H126ZM133 76V75H132ZM155 76V77H154ZM170 76H172V77H174V78H178V79H181V78H184V77H182V76H180V75H173V74H171ZM191 76H194V75H191L190 74V77ZM195 76H194V78H195ZM201 76H203V75H201ZM200 76V77H201ZM205 76V75H204ZM224 76V75H223ZM246 76V75H245ZM10 77V78H9ZM29 77V76H28ZM42 77V76H41ZM49 77V76H48ZM51 77V76H50ZM59 77H60V75H59ZM95 77V76H94ZM121 77L123 78V75H121ZM136 77V76H135ZM210 77V79L209 80H212L211 79V76H209ZM219 77V79H217ZM227 77V76H226ZM225 77V78H226ZM237 77V76H236ZM251 77V76H250ZM7 78L8 79H6L5 81H3V79H2V74H0V89L2 90V89H6V90H3L4 91V93H5V91H7V90H11V92H12V94H14L13 96H15L14 97V99L17 97V98H21L22 96H23V94H22V91L24 92V91H27V90H22V89H25V88H29L30 87V84H32V82H35V81H31V83H29V81L28 80H30V79H28L26 82H24L25 81V79L24 78H26V77H20V79H19V77L18 76H16V77H11V75L10 76H7ZM22 78L24 79V81L22 80ZM63 78V77H62ZM66 78V77H65ZM78 78V82L79 83H82V82H80V79H82V78H79V77H77ZM85 78H87L86 76H85ZM132 78V77H131ZM136 78H138L139 79V77H136ZM146 78V77H145ZM160 79H162V77H159ZM159 78H158V80H159ZM187 79H185V80H188V77H186ZM194 78H193V80H194ZM197 78H199V76H197ZM196 78V79H197ZM245 78V77H244ZM246 78H247V76H246ZM52 79V78H51ZM67 79V78H66ZM70 79V78H69ZM91 79V78H90ZM96 79H98L97 77H96ZM100 79V78H99ZM121 79V78H120ZM124 79V78H123ZM122 79V80H123ZM199 79H203V78H199ZM206 79L207 78H205V81H206ZM227 79H228V77H227ZM229 79H231L232 80V78H230L229 77ZM234 79H236V78H234ZM238 79V78H237ZM36 80V79H35ZM58 80V79H57ZM56 80V81H57ZM62 80V79H61ZM68 80V79H67ZM71 80H73L72 78H71ZM88 79H86L85 81H87ZM117 80V79H116ZM116 80H114V81H116ZM119 80V79H118ZM122 80H119V81H122ZM126 81H127V79H125ZM124 80V81H125ZM137 80V79H136ZM141 80V79H140ZM185 80L183 81V83H185ZM198 80V79H197ZM200 80V81H201ZM240 80V79H239ZM37 81V80H36ZM55 80L54 81H44V82H46V83H43L44 85H45V87L47 86V88H48V86L50 87H55V88H57V87H59V86H63V82H56ZM63 81H64V79H63ZM81 81H83V80H81ZM89 81V80H88ZM114 81H112V82H114ZM131 81H132V79H131ZM146 81V80H145ZM174 81V80H173ZM182 81V80H181ZM195 81V80H194ZM193 81V82H194ZM200 81H196L198 84H199V82ZM203 81V80H202ZM213 81V80H212ZM219 81V82H218ZM228 81V80H227ZM72 82V81H71ZM90 82V81H89ZM133 82V81H132ZM136 82V81H135ZM138 82H140V81H138ZM180 82V81H179ZM191 83H192V81H190ZM222 82V81H221ZM231 82V81H230ZM229 82V83H230ZM238 82V81H237ZM69 83H70V81H69ZM83 83H84V81H83ZM91 83V84H90ZM90 83H86L85 85H81L79 88L80 89H78L75 93L73 92V94H76V95H82V94H88V93H91V92H94V94H95V92L96 93H98V90H97V87L96 86H92V83L93 82H90ZM106 84H107V86H108V83L107 82H105ZM105 83H103V85L105 84ZM115 83H119V82H115ZM124 83V82H123ZM187 83H189V81L187 82ZM201 83V82H200ZM205 82H202V85L204 84ZM211 85H212V83L211 82H209ZM228 83V84H229ZM239 83H240V81H239ZM37 84V83H36ZM72 84V83H71ZM99 84V83H98ZM106 84H105V86H106ZM120 84H122V83H120ZM129 84H131V83H129ZM134 84H138V83H134ZM177 84V83H176ZM179 84V83H178ZM193 84V83H192ZM234 84V83H233ZM232 84V85H233ZM32 85H34V84H32ZM70 85V84H69ZM95 85V84H94ZM194 85V84H193ZM200 85V84H199ZM198 85V86H199ZM202 85H200V86H202ZM216 85V86H217ZM236 85H238V84H236ZM42 86V85H41ZM65 86H66V83H65ZM99 86V85H98ZM102 86V85H101ZM114 87H115V84L113 85ZM112 86V84H111V87H113ZM125 86H126V84H125ZM131 86V85H130ZM140 86V85H139ZM186 86V85H185ZM192 86V85H191ZM191 86H187V89L188 88H190ZM196 86V85H195ZM194 86V87H195ZM207 86V85H206ZM209 86V85H208ZM43 87V86H42ZM68 86H66V88H67ZM109 87H110V85H109ZM109 87H107L108 89H109ZM113 87V88H114ZM119 87V86H118ZM124 87V86H123ZM123 87H121L119 90H121ZM133 87V86H132ZM147 87V86H146ZM176 89H175V88ZM182 87V86H181ZM180 87V88H181ZM215 87V86H214ZM213 87V88H214ZM228 87V86H227ZM236 87V86H235ZM60 88V87H59ZM62 88H64V87H62ZM65 88V89H66ZM71 88V87H70ZM106 88V89H107ZM113 88H112V91H113ZM116 89H117V87H115ZM115 88H114V90H115ZM127 88V87H126ZM126 88H125V90H126ZM159 88V87H158ZM183 88V87H182ZM181 88V91L183 90ZM185 88V87H184ZM207 88V87H206ZM238 88V87H237ZM129 89H131V88H129ZM149 89V88H148ZM153 89V92H156L157 91V89H155V88H152ZM186 88H185V90H187ZM201 89H203V88H201ZM215 89V88H214ZM214 89H212V90H214ZM229 89V88H228ZM242 89V88H241ZM241 89H240V91H241ZM34 90V89H33ZM32 90V92L30 91V90H28L29 92H31L32 94H35V93H33V92H36V90H34L33 91ZM49 90V89H48ZM64 90V89H63ZM119 90H117V91H119ZM127 90H128V88H127ZM132 90V89H131ZM156 90V91H155ZM209 90H211V89H209ZM208 90V91H209ZM28 91H27V93H28ZM74 91H75V89H74ZM105 91V90H104ZM116 91V92H117ZM129 91V90H128ZM180 91V89L178 90V92ZM201 91V90H200ZM205 91H207V90H205ZM215 91L216 90H214V91H210L211 93H215ZM237 91V90H236ZM9 92V91H8ZM10 92V93H11ZM49 92H50V90H49ZM54 92V91H53ZM72 92V91H71ZM109 92H111L110 90L109 91H107V95L108 96H111L110 95V93ZM133 92V91H132ZM149 92V91H148ZM177 92V91H176ZM177 92V93H178ZM183 92V91H182ZM187 92H189V91H187ZM210 92H208L209 94H211ZM237 92H239V91H237ZM10 93H8V95L10 94ZM24 93H26V92H24ZM69 93H70V91H69ZM104 93V95H106L105 94V92H103ZM120 93V92H119ZM137 93V92H136ZM203 93V92H202ZM258 93V92H257ZM256 93V95H258ZM29 94V93H28ZM32 94H29V95H32ZM36 94H37V92H36ZM56 94V93H55ZM65 94V93H64ZM93 94V93H92ZM101 94H102V92H101ZM153 94V93H152ZM186 94V93H185ZM188 94H190V93H188ZM187 94V95H188ZM192 94V93H191ZM238 94V93H237ZM236 94V95H237ZM261 94L263 95V98H264V89L261 91ZM22 95V96H21ZM69 95V94H68ZM72 95V94H71ZM70 95V96H71ZM90 95V94H89ZM96 95V94H95ZM94 95V96H95ZM138 95V94H137ZM139 95H140V93H139ZM201 95V94H200ZM206 96H207V94H205ZM255 95V94H254ZM50 96V95H49ZM87 96V95H86ZM93 96V95H92ZM100 96V95H99ZM113 96V95H112ZM127 96V97H126ZM144 96V95H143ZM178 96H179V94H178ZM184 96V95H183ZM186 96V95H185ZM190 96H192V95H190ZM189 96V97H190ZM204 98H206L204 95H202ZM249 96V97H248ZM10 97V96H9ZM12 97V96H11ZM52 97H53V95H52ZM66 97V96H65ZM78 97V96H77ZM134 97H136L135 95H134ZM140 97V96H139ZM145 97H146V95H145ZM189 97H187L188 99H189ZM211 97V96H210ZM256 97V96H255ZM16 98V99H17ZM54 98V97H53ZM61 98V97H60ZM68 99H69V97H67ZM71 98V97H70ZM72 98H74V97H72ZM71 98V99H72ZM81 98V97H80ZM87 98V97H86ZM8 99V98H7ZM15 99V100H16ZM78 99V98H77ZM97 99V98H96ZM121 99V98H120ZM118 100L119 101V103H120V101H121V103L123 102L122 100ZM183 99H184V97H183ZM188 99H186V102H187V100ZM9 101H11L12 103L14 102L13 101V99H8ZM8 100H5V103H7L6 101H8ZM29 100V99H28ZM38 101V103H36L35 101H34V103H36V104H40L41 102L43 103V101H41V102H39V99H37ZM83 100V99H82ZM81 100V101H82ZM87 101H88V99H86ZM93 100V99H92ZM108 100H110V97H109V99ZM112 100V99H111ZM156 100H157V98H156ZM191 100V99H190ZM189 100V101H190ZM232 100L233 101H235V104L234 103H232ZM249 100H251V99H249ZM50 101V100H49ZM68 101V100H67ZM91 101V100H90ZM102 101V100H101ZM107 101V100H106ZM106 101H105V103H106ZM117 101V100H116ZM118 101H117V103H118ZM185 101V100H184ZM192 101V100H191ZM205 101V100H204ZM206 101H207V99H206ZM253 101V100H252ZM251 101V103H253ZM261 101V100H260ZM11 102H9L10 104L9 105H13V104H11ZM18 102H20V101H18ZM48 102V101H47ZM84 102V101H83ZM104 102V101H103ZM185 102V103H186ZM25 102H23V103H21V104H24ZM30 103V102H29ZM42 103L40 104L41 106H42ZM80 103V102H79ZM88 103V102H87ZM90 103V102H89ZM108 103H110V102H108ZM256 103V102H255ZM254 103V104H255ZM63 104V103H62ZM74 104H76V103H74ZM83 104V103H82ZM93 104V103H92ZM194 104V103H193ZM253 104V105H254ZM257 104H258V102H257ZM25 105V104H24ZM24 105H22V106H24ZM37 105V107H35L36 105H34V106H31V107H33V109L34 108H41V109H39V111H41V112H45V111H48V110H50V109H54V110H58L59 112H65V109H62L61 108V106H57V105H54L53 107H46V106H48V105H43V106H45V107H41L40 105L38 106ZM182 105H185V104H183L182 103ZM196 105V104H195ZM89 106V105H88ZM87 106V107H88ZM99 106V105H98ZM114 106H117V105H115L114 104ZM189 106V105H188ZM190 106H191V104H190ZM189 106V107H190ZM238 106V107H237ZM1 107H3V106H1ZM14 107V106H13ZM90 107V106H89ZM88 107V108H89ZM101 107V106H100ZM111 107H112V105H111ZM111 107L109 108V109H111ZM185 107V106H184ZM192 107V106H191ZM195 107V106H194ZM204 107V106H203ZM207 107V106H206ZM205 107V108H206ZM211 107H209L210 109H211ZM237 107V108H236ZM15 108H17V106H15ZM14 108V109H15ZM104 108V107H103ZM219 108V110H217ZM77 109V108H76ZM72 110L71 112H70V115H73V116H75V117H77V119H79L80 121H86V117L83 115V113L78 109V110ZM208 108H206V110H207ZM210 109H208V110H210ZM87 110V109H86ZM190 110H193V109H190ZM190 110H188V111H190ZM39 111H37L38 113H39ZM90 111H91V109H90ZM193 111H195V109L193 110ZM35 111H33V114H31L32 116H33V119H36V120H33V124H35V125H39L38 124V118L37 117H35L34 116V114L36 115H38V113L37 112H35ZM116 112V111H115ZM191 112V111H190ZM217 112H220V113H217ZM230 112V113H229ZM67 113V112H66ZM65 113V114H66ZM127 113V112H126ZM113 114H114V112H113ZM112 113H111V115H113ZM117 114V113H116ZM36 115V116H37ZM48 115H49V113H48ZM48 115H44L43 114V117H41V114H40V116L38 115V117H41V119H40V121H39V123H40V125L42 124V123H44V124H50L51 125V123H52V120H51V118H50V116H48ZM52 115V114H51ZM63 115V114H62ZM136 115H133V116H136ZM196 115H198V116H196ZM231 115H234V117L233 116H231ZM1 116V115H0ZM28 116V115H27ZM53 116V115H52ZM61 116V115H60ZM114 116H116V115H113L112 117H114ZM133 116H131V120H132V118H133ZM7 117V116H6ZM35 117V118H34ZM53 117H56V116H53ZM57 117H59V115L57 116ZM137 117V118H138ZM93 118V117H92ZM126 118V117H125ZM134 118H136V117H134ZM133 118V119H134ZM215 118H217V120H220V121H222L223 123H225V125L223 124V126H222V124H221V126L222 127H219L220 129H217V130H220V131H215V132H213V134H210V133H206V134H204L206 131H208V129H205V127L207 126L208 127V125L209 126H211L213 123H214V119ZM4 119V118H3ZM7 119V118H6ZM5 119V120H6ZM53 119V118H52ZM113 119V118H112ZM120 119V118H119ZM123 119V118H122ZM127 119V118H126ZM129 119V120H130ZM0 120H2L1 118H0ZM32 120V119H31ZM56 120H57V118H56ZM62 120H63V118H62ZM216 120V119H215ZM36 121V122H35ZM59 121H61V120H59ZM123 121V120H122ZM135 121V120H134ZM141 121V120H140ZM144 121V122H145ZM1 122V121H0ZM4 122V121H3ZM61 122H64V121H61ZM66 122V121H65ZM112 122H114L115 123V119L112 121ZM118 122V121H117ZM116 122V123H117ZM132 122V121H131ZM197 122H199L200 123V125L201 124H203L202 125V127H203V129L204 130H206L205 132H204V130L202 129V131L201 132H203V135H204V138H202V139H199L200 137H194L193 138V133L191 134V132L193 131V132H195L194 130H197V128L196 127H198V126H196L195 124H197ZM218 122V121H217ZM216 122V123H217ZM9 123V122H8ZM11 123H13L12 121H11ZM15 123V122H14ZM37 123V124H36ZM72 123V122H71ZM109 123V122H108ZM115 123V124H116ZM164 123H166V124H169L170 126L168 127V128H166V129H162L163 127H164ZM1 124V123H0ZM10 124V123H9ZM9 124H7V126H9ZM32 124V125H33ZM44 124H42L43 126H44ZM58 124V123H57ZM61 124H64V126L66 127V124L65 123H61ZM68 124V123H67ZM78 124V123H77ZM105 124V123H104ZM107 124V123H106ZM106 124H105V126H106ZM114 124V125H115ZM129 124V123H128ZM218 125H220V123H217ZM23 125V124H22ZM35 125H34V127H35ZM54 125V123L51 125V126H53ZM56 125V124H55ZM69 125V124H68ZM84 125V124H83ZM122 125V124H121ZM198 125V124H197ZM206 125V126H205ZM215 125V124H214ZM27 126H30V125H27ZM26 126V127H27ZM57 126V125H56ZM63 126V127H64ZM87 126V125H86ZM101 126V125H100ZM104 126V127H105ZM111 126V125H110ZM123 126V125H122ZM134 126V125H133ZM196 126V127H195ZM215 126H217V125H215ZM102 127H103V125H102ZM193 127H195V129L193 128ZM199 127H201V126H199ZM201 127V128H202ZM5 128V127H4ZM10 128H11V126H10ZM10 128H8V129H10ZM25 128V127H24ZM28 128V127H27ZM90 128V127H89ZM193 128L194 130H192L191 131V129ZM200 128V129H201ZM209 128H212V126L211 127H209ZM8 129H5V132L7 131L8 132ZM12 129V128H11ZM44 129V128H43ZM46 129V128H45ZM44 129V130H45ZM56 129H57V127H56ZM59 129V128H58ZM87 129V128H86ZM133 129V128H132ZM131 129V130H132ZM1 130V129H0ZM41 130V129H40ZM46 130H48V128L46 129ZM50 130V129H49ZM52 130V129H51ZM64 130V129H63ZM70 130V129H69ZM74 130V129H73ZM81 130V129H80ZM95 130V129H94ZM121 130V129H120ZM119 130V131H120ZM126 130V129H125ZM128 130V129H127ZM135 130V129H134ZM211 130V129H210ZM209 130V131H210ZM212 130H214V129H212ZM12 131V130H11ZM38 131V130H37ZM43 131V130H42ZM55 129H54V131H52V132H54L55 133ZM76 131V130H75ZM89 131V130H88ZM116 131V130H115ZM4 131H3V129L1 130V132H0V134L1 133H3ZM27 132H28V130H27ZM30 132H31V130H30ZM45 132H47V131H45ZM48 132H50V131H48ZM51 132V133H52ZM62 132V131H61ZM71 132V131H70ZM110 132V131H109ZM117 132H118V129H117ZM117 132H115V133H117ZM133 132V131H132ZM132 132H130L131 134H132ZM14 133V132H13ZM42 133V132H41ZM51 133H49V134H51ZM53 133V134H54ZM63 133V132H62ZM72 133V132H71ZM70 133V134H71ZM88 133V132H87ZM180 135H179V134ZM197 133L199 134L200 132H198L197 131ZM9 133H7V135H8ZM11 134H12V132H11ZM11 134H9V135H11ZM52 134V135H53ZM64 134V133H63ZM67 134V133H66ZM76 134H78V133H76ZM82 134V133H81ZM118 134H120V132L118 133ZM117 134V135H118ZM196 134V133H195ZM2 135V134H1ZM59 135H60V133H59ZM4 136V135H3ZM42 136H44V135H42ZM85 136V135H84ZM87 136V135H86ZM93 135L91 134V137H92ZM104 136V135H103ZM121 136V135H120ZM147 136V135H146ZM2 137V136H1ZM9 137V136H8ZM8 137H7V139H8ZM55 137V136H54ZM66 137H67V135H66ZM107 137V136H106ZM35 138V137H34ZM37 138V137H36ZM40 138V137H39ZM39 138H37V139H39ZM60 138V137H59ZM58 138V139H59ZM85 138V137H84ZM83 138V139H84ZM87 138H89V136H87ZM94 138V137H93ZM93 138H91V140L93 139ZM108 138V137H107ZM116 138V137H115ZM131 138V137H130ZM147 138V137H146ZM197 138V139H196ZM211 138V139H212ZM2 139V138H1ZM40 139H42V138H40ZM62 139V138H61ZM63 139H65L64 137H63ZM62 139V140H63ZM69 139V138H68ZM95 139V138H94ZM93 139V140H94ZM101 139V138H100ZM159 139V138H158ZM211 139H209L210 141H211ZM46 140V141H45ZM48 140L49 139H47V138H44V141H43V139L41 140V141H43V145L46 143V142H48ZM87 140V139H86ZM103 140V139H102ZM132 140H133V138H132ZM153 140V139H152ZM207 140V139H206ZM9 141V140H8ZM95 141V140H94ZM93 141V142H94ZM104 141H106V140H104ZM113 141V140H112ZM124 141V140H123ZM151 141V140H150ZM213 141H214V139H213ZM39 142V141H38ZM45 142V143H44ZM51 141H49V144H52V142L50 143ZM69 142V141H68ZM87 142V141H86ZM92 142V141H91ZM91 142H90V144H91ZM92 142V143H93ZM108 142H110V141H108ZM108 142H106L107 144H108ZM128 142V141H127ZM135 142V141H134ZM7 143V142H6ZM15 143V142H14ZM30 143H31V141H30ZM89 143V142H88ZM97 143H98V141H97ZM112 143V142H111ZM118 143V142H117ZM124 142H122V144H123ZM38 144H40V143H38ZM42 144V143H41ZM41 144H40V146H41ZM49 144L47 143V147L49 146ZM76 144V143H75ZM87 144V143H86ZM94 144V143H93ZM96 144V143H95ZM140 144V143H139ZM202 144V143H201ZM240 145V147L242 148L241 150V152H243L244 154H243V156L244 157H246V159H245V161L243 160V158H242V160H243V162L241 161V159H239L240 160V164H238V166L237 167H234V169L232 170L231 169V171H229L227 168H224L225 166H228L229 165V163L230 162H234L235 160L233 159V161H230L229 163L227 162V161H229V160H232L230 157H229V155H230V152H231V154H233V152H232V150H233V145ZM4 145V144H3ZM59 145V144H58ZM132 145V144H131ZM9 146V145H8ZM27 146V145H26ZM30 146V145H29ZM28 146V147H29ZM46 145H44L43 146V148L45 147ZM53 146V145H52ZM55 146V145H54ZM110 146V145H109ZM115 146L117 147V146H119V145H116L115 144ZM145 146V145H144ZM143 145H142V147H144ZM5 147H7V145L5 146L4 145V148ZM50 147V146H49ZM61 147V146H60ZM69 147V146H68ZM94 147V146H93ZM98 147V146H97ZM114 147V146H113ZM140 147V146H139ZM154 147V146H153ZM3 148V147H2ZM30 148V147H29ZM32 148V147H31ZM35 148V147H34ZM66 148V147H65ZM72 148V147H71ZM119 148V147H118ZM117 148V149H118ZM33 149V148H32ZM36 149V148H35ZM117 149H113V150H117ZM235 149V148H234ZM237 149H238V147H237ZM2 150H4V149H2ZM41 150V149H40ZM43 150V149H42ZM83 150V149H82ZM92 150H93V148H92ZM102 150V149H101ZM236 150V149H235ZM240 149H238V151H239ZM37 151H38V148H37ZM44 151V150H43ZM49 151V150H48ZM59 151H60V149H59ZM66 151V150H65ZM120 151V150H119ZM127 151V150H126ZM126 151H123V152H126ZM12 152H14L13 154H20V153H22V157H24V158H26V157H28V156H30L31 154H28L29 153V151H27V152H24V150H23V148L20 146V144L19 143H15L14 144V147H13V149H12ZM52 152V151H51ZM54 152V151H53ZM57 152V151H56ZM62 152V151H61ZM118 152V151H117ZM145 152H146V150H145ZM151 152V151H150ZM236 152V151H235ZM240 152V151H239ZM32 153L33 154H35V152H33V150H32ZM121 153V152H120ZM237 153V152H236ZM116 154V153H115ZM126 154H127V152H126ZM137 154V153H136ZM235 154V153H234ZM241 154V153H240ZM52 155H54V154H52ZM64 155V154H63ZM67 155V154H66ZM163 155V154H162ZM236 155V154H235ZM235 155H233V156H235ZM72 156V155H71ZM238 156V155H237ZM17 157V156H16ZM162 157V156H161ZM241 156H239V158H240ZM115 158V157H114ZM163 158V157H162ZM225 158H228V159H225ZM238 158V157H237ZM13 159V158H12ZM12 159L10 160V161H12ZM165 159V158H164ZM236 159V158H235ZM21 160V159H20ZM43 160V159H42ZM237 160V159H236ZM238 160V161H239ZM45 161V160H44ZM43 161V162H44ZM121 161H122V159H121ZM18 162H20V161H18ZM32 162H34V161H32ZM39 162V161H38ZM42 162V161H41ZM21 163V162H20ZM19 163V164H20ZM24 162L22 161V163L20 164V165H22ZM40 163V162H39ZM45 164H46V162H44ZM51 163V162H50ZM220 163H222V164H225V166L223 167V168H221V164ZM239 163V162H238ZM26 164V163H25ZM25 164L23 165L24 167H25ZM98 164H100V163H98ZM98 164H95V166H96V168L99 166ZM219 164H220V167H218L219 166ZM11 165V164H10ZM14 165H16V164H14ZM29 165H31V164H29ZM50 165H52V164H50ZM125 165V164H124ZM230 165H231V163H230ZM233 165V164H232ZM231 165V166H232ZM61 166V165H60ZM76 166V165H75ZM135 166V165H134ZM22 167V166H21ZM29 167V166H28ZM27 167V168H28ZM38 167V166H37ZM63 167V166H62ZM67 167V166H66ZM80 169H79V171H78V176H80L81 178H84V179H86L85 181H80V182H78L76 185H78V189H80V190H82L81 192H79V194L80 193H82V192H84V193H82V194H84V195H80L81 196V198H80V196H78L77 194L78 193H76V191H75V196L76 197H78V198H75L76 199V201L78 200L79 202H80V204H79V202L78 203H76V204H79V205H81L82 206V208L83 207H85V206H88V204L90 203V206H91V203L92 202H94V204L95 203H99V205H97V204H95V205H97V206H100V204H101V202L103 203V201H104V191H96V193L94 194V187L96 186L95 185V180H96V178H98V174H92L90 171H89V169L87 168V163L86 162H83V163H81L80 164ZM229 167V166H228ZM7 168H10V167H7ZM6 168V169H7ZM14 168V167H13ZM13 168H10V169H13ZM23 168V167H22ZM26 168V169H27ZM44 168V167H43ZM63 168H65V167H63ZM124 168V167H123ZM235 168L236 169H238L239 170V173L237 174H235V172H234V170H235ZM5 169V168H4ZM18 169H20V168H18ZM17 169V170H18ZM49 169V168H48ZM58 169V168H57ZM125 169V168H124ZM134 170H135V168H133ZM230 169V168H229ZM23 170V169H22ZM102 170V169H101ZM5 171H7V170H5ZM54 171V170H53ZM178 171L179 170H177L176 172H177V174H176V178L174 179V180H176L177 181V183H179V182H181V180H180V175H179V173H178ZM238 172V171H237ZM35 173V172H34ZM106 173H107V171H106ZM147 173V172H146ZM71 174V173H70ZM128 174V173H127ZM58 176H59V174H57ZM60 175L62 176V174L60 173ZM69 175V174H68ZM108 175V174H107ZM109 175H113V174H109ZM147 175V174H146ZM31 176H33V175H31ZM67 176V175H66ZM125 176V175H124ZM143 176V175H142ZM144 176H145V174H144ZM141 177V179L144 181V178L145 177ZM164 176V175H163ZM47 177V176H46ZM56 177V176H55ZM101 177V176H100ZM119 177V176H118ZM129 177V176H128ZM134 176H132V178H133ZM137 178H139V177H137ZM162 178V177H161ZM156 179L157 181H156V185H158L160 188H161V190H162V192L164 193V194H162L161 192V195H165L166 197H164L163 198V196H162V198H163V200L164 199H169V197H168V195H169V190H167L168 188H169V186H167L168 188H166L165 186H161L162 185V183H163V181H165V180H162V179ZM114 179V178H113ZM119 179V178H118ZM136 179V178H135ZM134 179V180H135ZM140 179V178H139ZM146 179H147V177H146ZM6 180V179H5ZM82 180V179H81ZM142 180H141V182H142ZM152 180H153V178H152ZM173 180V181H174ZM70 181V180H69ZM97 181V180H96ZM104 181V180H103ZM110 181V180H109ZM137 181H138V179H137ZM146 181V180H145ZM151 181V180H150ZM150 181H148V182H150ZM68 182V181H67ZM40 183V182H39ZM42 183V182H41ZM45 183H46V181H45ZM105 183V182H104ZM28 184V183H27ZM127 184V183H126ZM142 184H144V183H142ZM175 184H176V182H175ZM25 185V184H24ZM75 185V186H76ZM134 185H135V183H134ZM140 185V184H139ZM147 185V186H146ZM145 186H146V188L148 187V184H146ZM16 186V185H15ZM20 186V185H19ZM40 186V185H39ZM38 185H32V186H30L31 188L30 189H27V190H21V192L20 191H18V194H19V196L20 195H22V196H28L29 198L32 196L33 197V195L35 194V192H37V191H43V192H45V198H44V204H43V202H41V205L42 206H40V208L41 207H44V208H48V207H52V206H54L55 204H53V203H55L56 201H59V200H65V199H68V201L70 200L68 197H64V196H62L58 191L56 192L57 194H53L52 192H54V191H52V188L51 189H49V188H41V187H39ZM50 186V185H49ZM53 186V185H52ZM175 186V185H174ZM14 187V186H13ZM17 187V186H16ZM54 187H56V186H54ZM73 187H74V185H73ZM106 187V186H105ZM149 187H150V184H149ZM155 187V186H154ZM173 186H171L170 188H172ZM19 188V187H18ZM71 190H76V189H74V188H71V186L69 187ZM109 188H110V186H109ZM127 188V187H126ZM132 188V187H131ZM169 188V189H170ZM57 189V188H56ZM59 189V188H58ZM69 189V190H70ZM15 190H18V189H15ZM49 190V191H48ZM52 192H51V191ZM54 190V189H53ZM71 190H70V192H71ZM110 190V189H109ZM132 190V189H131ZM258 190V191H257ZM56 191V190H55ZM77 191H79V190H77ZM113 191V190H112ZM115 191V190H114ZM160 191V190H159ZM170 191H172V190H170ZM62 192V191H61ZM108 192V191H107ZM123 192V191H122ZM125 192V191H124ZM145 192H146V190H145ZM40 193V192H39ZM42 193V192H41ZM73 193V191L71 192V199L73 198V196H74V193ZM113 193V192H112ZM120 194H119V196L121 195V192H119ZM135 193V192H134ZM147 193H148V191H147ZM159 193V192H158ZM215 193V194H214ZM111 194V193H110ZM109 194V195H110ZM116 194H118V193H116ZM126 194V193H125ZM124 194V195H125ZM140 194H141V191H140ZM139 194V195H140ZM38 195V194H37ZM69 195V196H70ZM2 196V195H1ZM21 196V197H22ZM42 196H43V194H42ZM122 196V195H121ZM127 196V195H126ZM144 196V195H143ZM20 197V198H21ZM31 197V198H32ZM35 197V196H34ZM110 198H111V196H109ZM123 197V196H122ZM30 198V199H31ZM73 198V200H75ZM129 198V197H128ZM131 198V197H130ZM177 198V197H176ZM34 199V198H33ZM32 199V200H33ZM108 199V198H107ZM120 199V198H119ZM124 199V198H123ZM171 199V198H170ZM21 200V199H20ZM23 200H24V198H23ZM38 200H39V198H38ZM116 200V199H115ZM130 200V199H129ZM140 200V199H139ZM26 201V200H25ZM29 201V200H28ZM36 201H37V199H36ZM39 201H41V200H39ZM119 201V200H118ZM125 201V200H124ZM133 201H134V199H133ZM137 202H138V200H136ZM170 201V200H169ZM173 201V200H172ZM228 201V200H227ZM22 202V201H21ZM27 202V201H26ZM35 202V201H34ZM70 202V201H69ZM73 202V201H72ZM122 202V201H121ZM131 202H132V200H131ZM168 202V201H167ZM166 202V203H167ZM171 202V201H170ZM170 202H168V203H170ZM213 202H215V201H213ZM220 202H218V203H220ZM32 203V202H31ZM120 203V202H119ZM129 203V202H128ZM134 204H136L135 202H133ZM133 203H132V205H133ZM143 204H144V202H142ZM165 203V202H164ZM202 203V204H203ZM224 203V204H223ZM222 204H223V208H220L219 209V211L217 212V215L216 214H214V213H216V212H214V211H212V213H208L207 211V213L206 214H204V213H202L201 211H200V209L199 208H197L196 209V211L198 212V213H200V214H202V215H204L205 216V218H206V220L204 219V228L206 229V228H210V227H213V226H217L218 224H219V220H220V223H221V218H223L224 219V213H225V211L223 212V210L224 209H226L227 207H228V205H229V201L228 202H223ZM28 204H29V202H28ZM37 204H39L40 205V202L39 203H37ZM75 204V205H76ZM87 204V205H86ZM94 204L92 203V205L94 206ZM116 204V203H115ZM114 203L113 204H110V203H105V206H100V208H102V209H99V212H97L96 210V212H94V213H89V217H88V219H84L85 217L87 218V216H83V218L81 219L82 221H88V222H90V221H93V218H96V219H98V220H96V221H94V225H97V224H100V225H105V228L104 229H106V228H108L109 229V231H108V233H106L107 231H105V235L103 236V237H95V239L97 238V241L95 240V239H93L95 242H94V247L93 248H91L90 247V249L88 248L89 247V245H88V247L86 248L87 250L89 249L90 251L92 250L93 252L95 251V254H98V251H100L99 249H101V253H102V258H99V260H97V261H95V263H97V264H109V262L110 263H113L114 261H115V264H116V262H134V261H136V260H140V259H142L140 256H139V253L141 252V251H149L146 247H143V245L145 244V243H150V245L152 244V246L154 245L155 246V243H154V241H155V238H153V237H150L149 235V231H146V230H142L141 228H139L138 227V224H136L135 223V221H134V219H136L135 217H137L136 215H135V213H133V212H131V211H128V212H123V211H119V210H121L122 208H120L119 206H118V208L116 207V205H115ZM123 204V203H122ZM126 204V203H125ZM131 204V203H130ZM141 204V203H140ZM201 204V205H202ZM24 205V204H23ZM26 205V204H25ZM70 205H71V203H70ZM85 205V206H84ZM104 205V204H103ZM131 205V206H132ZM173 205H175V204H173ZM213 205V204H212ZM212 205H211V208H212ZM218 206H219V204H217ZM34 206V205H33ZM29 207V209H34V208H36V207ZM36 206H38V205H36ZM72 207H70V209L68 210L67 208H65V210H61L60 209V211H56L55 213H58V215H60V217L63 219V220H65L66 218H71V219H74L73 218V216L75 215V216H80L81 217V215L82 214H80V215H78L79 213H80V211L78 212V210H80L79 208H81V207H78L77 205H76V208L78 209V210H76V208H75V206H73V203H72V205H71ZM122 206V205H121ZM203 206V205H202ZM215 206V205H214ZM25 207V206H24ZM39 207V206H38ZM67 207H69L68 205H67ZM126 207V206H125ZM148 207H150L149 205H148ZM152 207V206H151ZM150 207V208H151ZM200 207V206H199ZM208 207V206H207ZM222 207V206H221ZM56 208V207H55ZM73 208H75V209H73ZM94 207H92L91 209H93ZM99 208V207H98ZM203 208H204V206H203ZM202 208V210H204ZM216 208H218L217 206H216ZM21 209H23V208H21ZM84 209V208H83ZM94 209H97L96 207L94 208ZM93 209V210H94ZM118 209V210H117ZM146 209V208H145ZM156 209V208H155ZM24 210V209H23ZM41 211L43 210V209H40ZM48 210H51V212L54 210V209H48ZM85 210V209H84ZM88 210V209H87ZM124 210H125V208H124ZM150 210V209H149ZM157 210V209H156ZM81 211L83 212V210L81 209ZM154 211V210H153ZM43 212V211H42ZM45 212L47 213V210H45ZM54 212V211H53ZM52 212V213H53ZM81 212V213H82ZM147 212H149V211H147ZM150 212H151V210H150ZM155 212V211H154ZM156 213V212H155ZM54 214V213H53ZM125 214V215H124ZM146 214V213H145ZM158 214V213H157ZM156 214V215H157ZM88 215V214H87ZM261 215V217H262V214H260ZM125 216V217H124ZM126 216H128V217H126ZM143 218V217H142ZM149 218V217H148ZM151 218V217H150ZM71 219H69V220H71ZM92 219V220H91ZM264 219V218H263ZM79 222H80V219H77ZM55 221H57V220H55ZM54 221V222H55ZM74 221H76V220H74ZM74 221H72V223L71 224H73L74 223ZM71 222V221H70ZM164 222V221H163ZM223 222H225V219H224V221ZM47 223V222H46ZM67 223V222H66ZM75 223H77V221L75 222ZM9 224V223H8ZM7 224V225H8ZM49 224V223H48ZM50 224H52V222L50 223ZM70 224V223H69ZM70 224V225H71ZM86 224V223H85ZM10 225V224H9ZM47 225V224H46ZM66 225V224H65ZM99 225V226H100ZM5 226H6V224H5ZM12 226V225H11ZM54 226V225H53ZM58 226H60V225H58ZM69 226V225H68ZM67 226V227H68ZM86 226H87V224H86ZM9 227V226H8ZM7 227V229H9ZM13 227V226H12ZM11 227V228H12ZM21 227V226H20ZM56 227V226H55ZM63 227V226H62ZM88 227V226H87ZM98 227V226H97ZM10 228V229H11ZM26 228V227H25ZM24 228V229H25ZM28 228V227H27ZM56 228H58V227H56ZM66 228V227H65ZM9 229V230H10ZM14 229V228H13ZM30 229V228H29ZM54 229V228H53ZM95 229H97V228H95ZM15 230V229H14ZM13 230V231H14ZM19 230H21L20 228H19ZM38 230V229H37ZM55 230H57V229H55ZM60 230H63V228H60L59 229V231ZM25 231V230H24ZM64 231V230H63ZM7 232V231H6ZM15 232H17V231H15ZM67 232V231H66ZM104 232V231H103ZM51 233V232H50ZM49 233V235L50 236H52V237H50V238H53V235H51ZM59 233V232H58ZM201 233H203V232H201ZM34 234H37V233H34ZM45 234V233H44ZM53 234V233H52ZM60 234H65V231H64V233H62V231L60 232ZM96 234V233H95ZM49 235L47 234V235H45V236H42V237H46V236H48L49 237ZM1 236V235H0ZM31 236V235H30ZM41 236V235H40ZM99 236V235H98ZM34 237V236H33ZM41 237V238H42ZM32 238V237H31ZM30 238V239H31ZM47 238V237H46ZM33 239V238H32ZM38 239V238H37ZM128 239H131L132 241L129 243V241H128ZM36 240V239H35ZM42 240H44V238H42ZM46 240V239H45ZM47 240H49V241H51L49 238L47 239ZM46 240V241H47ZM53 240V239H52ZM55 240H57V238H55ZM60 241V240H59ZM56 242H58V241H56ZM51 243H52V241H51ZM54 243V242H53ZM61 243H63V242H61ZM60 243V244H61ZM57 245H59V243L57 244ZM147 245V244H146ZM47 246H49V244H47ZM54 246V245H53ZM52 246V247H53ZM60 246V245H59ZM59 246H55V247H58L59 248ZM62 246V245H61ZM85 246H87V245H85ZM55 247H53L52 249L53 250H55L56 248ZM151 247V246H150ZM35 248V247H34ZM49 248V247H48ZM46 249V250H48V252H49V250L50 249ZM55 248V249H54ZM40 249H42V248H40ZM44 249V250H43ZM42 250V252H44L45 251V248H43ZM60 250V249H59ZM150 250H152V249H150ZM41 251V250H40ZM39 251V252H40ZM51 251V250H50ZM56 251V250H55ZM62 251V250H61ZM86 251V250H85ZM91 251V252H92ZM38 251L36 252V254L37 253H39ZM41 252V259H44V260H47V262L49 261V260H52L53 261V258H52V256L53 257H55V255H53V254H56V252L54 253L53 251H51V253L49 254V255H52L51 257L50 256H48L47 254H43ZM97 252V253H96ZM107 252H111L112 254H111V256L110 257H107V255H110V253H108L107 254ZM58 254H59V252H57ZM85 253H87V252H85ZM90 252L88 251V253L87 254H89ZM106 253V254H105ZM31 254V253H30ZM33 254V253H32ZM36 254H34V259L37 261V259L35 258V255ZM40 254V253H39ZM38 254V255H39ZM93 253H91V256H93L92 255ZM94 254V255H95ZM90 255V254H89ZM106 255V256H105ZM37 256V255H36ZM40 256V255H39ZM46 256H47V259H45L46 258ZM96 256V255H95ZM32 256H30V258L29 259H33V257L31 258ZM38 257V256H37ZM52 258V259H50V258ZM90 258H94V257H90ZM33 259V261H35ZM49 259V260H48ZM62 259H63V257H62ZM30 260V261H31ZM51 261V262H52ZM51 262H49V263H51ZM82 262V261H81ZM108 262V263H107ZM146 262V261H145ZM80 263V262H79ZM33 264H35V263H33ZM44 264V263H43ZM83 264V263H82ZM120 264H123V263H120ZM131 264V263H130ZM136 264V263H135ZM138 264V263H137Z\"/></svg>", "mask_w": 264, "mask_h": 264}]
</instances>
